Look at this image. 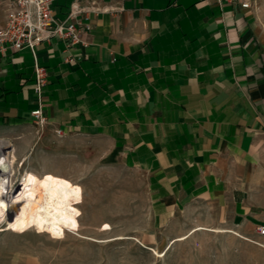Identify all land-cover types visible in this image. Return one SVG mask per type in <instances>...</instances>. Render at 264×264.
Returning a JSON list of instances; mask_svg holds the SVG:
<instances>
[{
	"label": "crops",
	"instance_id": "crops-1",
	"mask_svg": "<svg viewBox=\"0 0 264 264\" xmlns=\"http://www.w3.org/2000/svg\"><path fill=\"white\" fill-rule=\"evenodd\" d=\"M74 1L54 0V16ZM94 1L100 11L79 15L84 42L37 46L43 133L32 52L0 51V136L22 158L47 146L68 164L142 175L144 229L205 207L232 228L264 226V0Z\"/></svg>",
	"mask_w": 264,
	"mask_h": 264
},
{
	"label": "rangeland",
	"instance_id": "rangeland-1",
	"mask_svg": "<svg viewBox=\"0 0 264 264\" xmlns=\"http://www.w3.org/2000/svg\"><path fill=\"white\" fill-rule=\"evenodd\" d=\"M49 152L41 146L35 160L22 158L18 150L14 153L8 174L13 199L24 189L39 190L46 181L61 184V220L66 229L38 228L33 213L17 224L10 222L8 214L0 216V264H264L261 225L232 228L229 214L205 207L187 212L163 229L155 226L154 218L153 228L144 229L150 217L144 213L142 175L116 164H68ZM25 171L27 184L18 186ZM198 226L205 228L168 247L172 238Z\"/></svg>",
	"mask_w": 264,
	"mask_h": 264
},
{
	"label": "built area",
	"instance_id": "built-area-1",
	"mask_svg": "<svg viewBox=\"0 0 264 264\" xmlns=\"http://www.w3.org/2000/svg\"><path fill=\"white\" fill-rule=\"evenodd\" d=\"M224 1L235 0H219V2ZM88 2L90 3L88 4ZM0 3H4L5 10V19L0 22V51H5L7 47L16 51L28 48L33 54L35 91L39 96V105L31 113L37 127L42 129L49 122L41 99L43 88L47 83L48 72L47 68L38 61L37 46L52 38L67 41L68 45L84 42L78 29L79 15L98 12L100 9L95 5L94 0H75L71 4L66 18L60 20L53 14L54 0H0ZM242 5L249 7L250 3L248 0H244ZM56 133L61 135L62 131L57 129ZM15 152L13 141L0 136V158H6L9 161ZM21 164L22 161H20ZM9 182L13 183L10 175ZM259 234L264 236V226H260Z\"/></svg>",
	"mask_w": 264,
	"mask_h": 264
},
{
	"label": "bare ground",
	"instance_id": "bare-ground-1",
	"mask_svg": "<svg viewBox=\"0 0 264 264\" xmlns=\"http://www.w3.org/2000/svg\"><path fill=\"white\" fill-rule=\"evenodd\" d=\"M12 158L9 161L6 158H0V216L8 214L10 222L17 224L33 213V222L38 228L50 232L66 229V225L61 220L60 202L63 195L61 184L46 181L39 190L24 189L19 192L16 199H13L15 190L9 182L8 174L11 173V165L14 164L16 155H13ZM21 161L24 162L23 159ZM6 173L7 175H5ZM27 174L25 171L22 182L18 186L27 184ZM204 228V226H198L189 233L172 239L168 247L176 241L187 239L194 231ZM217 230L221 232L232 231L228 228H218Z\"/></svg>",
	"mask_w": 264,
	"mask_h": 264
}]
</instances>
